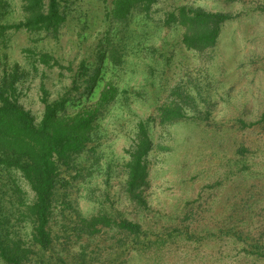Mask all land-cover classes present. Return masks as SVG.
<instances>
[{
	"label": "rangeland",
	"instance_id": "374dc122",
	"mask_svg": "<svg viewBox=\"0 0 264 264\" xmlns=\"http://www.w3.org/2000/svg\"><path fill=\"white\" fill-rule=\"evenodd\" d=\"M263 5L264 0H156L149 16L136 13L127 22H112L111 0H70L61 5L65 22L57 38L6 31L0 40V79L5 73L9 77L15 65L19 67L16 100L36 122L42 116L45 94L53 101L67 91L82 92L94 66L101 65L105 82L131 93L100 118L91 144L94 154L79 160L82 167L90 164L92 171L83 170L81 177L68 182L66 193L78 212L90 216L107 210L136 219L122 197L120 164L127 160L135 124L147 118L152 141L143 188L149 212L142 213V221L147 226L156 221L166 224L181 215L187 202L212 192L208 185L219 182L216 199H222L229 183H234L226 176L241 144L250 150L252 173H260L264 167V11L258 7ZM183 6L236 18L222 25L215 47L195 52L181 44V27L163 24L167 13ZM22 17L20 0H7L0 23L17 24ZM113 49L118 56L111 61ZM38 53L52 56L50 67L33 62ZM174 89L182 98L171 94ZM171 100L179 102L182 116L161 124L157 108ZM239 120L253 126L243 128ZM12 178L26 192L25 198L32 200L34 194L21 176L14 173ZM5 206L11 211L7 215L15 212ZM19 224L28 230L26 224ZM152 250L132 253L127 264H252L226 246L221 253L210 244Z\"/></svg>",
	"mask_w": 264,
	"mask_h": 264
},
{
	"label": "trees",
	"instance_id": "16d2710c",
	"mask_svg": "<svg viewBox=\"0 0 264 264\" xmlns=\"http://www.w3.org/2000/svg\"><path fill=\"white\" fill-rule=\"evenodd\" d=\"M68 2L20 0L22 20L17 24L0 23V40L10 29L57 38L65 22L61 5ZM155 3L111 0L108 16L112 22H127L136 13L147 17ZM6 5L7 0H0V22ZM258 9L264 11V5ZM233 18L236 16L183 6L167 13L163 24L181 27V44L204 52L215 47L222 25ZM117 56L113 49L110 60ZM52 60V56L38 53L33 62L50 67ZM84 64L81 66L86 69ZM14 67L9 77L5 73L0 79V264H127L134 252L143 255L152 249L179 246L197 249L203 244L217 247L219 253L226 246L241 260L264 264V167L258 175L252 173L253 159L247 147L239 145L232 156L226 178L234 183H229L222 199H216L219 182L208 185L212 192L206 198L199 194L187 202L181 215L166 224L156 221L154 227L147 226L142 221V213L149 212L143 188L148 182L146 158L152 141L150 119L139 120L127 160L120 164L122 197L136 212V219L107 210L83 216L74 208L75 201L66 188L70 180L81 177L83 170L92 171L90 164L82 167L79 160L93 156L91 144L103 114L131 93L105 82L101 65L94 66L83 81L86 86L82 92L67 91L53 101L45 94L42 116L36 122L16 100L19 67ZM102 80L104 85L100 86ZM171 94L182 98L179 89ZM157 112L160 123L165 124L181 118L182 107L178 101H165ZM238 123L243 128L253 126L242 120ZM14 173L27 183L34 194L32 200L25 198L26 192L12 178ZM6 204L15 212L7 215L11 211ZM19 223L26 224L28 230ZM107 242L105 247L103 243Z\"/></svg>",
	"mask_w": 264,
	"mask_h": 264
}]
</instances>
